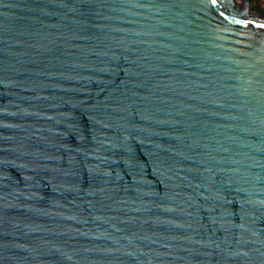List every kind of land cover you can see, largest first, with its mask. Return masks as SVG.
I'll return each mask as SVG.
<instances>
[{"label":"water","instance_id":"95a60500","mask_svg":"<svg viewBox=\"0 0 264 264\" xmlns=\"http://www.w3.org/2000/svg\"><path fill=\"white\" fill-rule=\"evenodd\" d=\"M0 264H264V13L0 0Z\"/></svg>","mask_w":264,"mask_h":264},{"label":"crops","instance_id":"0c3cea01","mask_svg":"<svg viewBox=\"0 0 264 264\" xmlns=\"http://www.w3.org/2000/svg\"><path fill=\"white\" fill-rule=\"evenodd\" d=\"M258 10L264 13V0H250Z\"/></svg>","mask_w":264,"mask_h":264}]
</instances>
